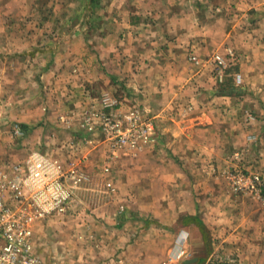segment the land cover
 Returning a JSON list of instances; mask_svg holds the SVG:
<instances>
[{"label": "crops", "instance_id": "crops-1", "mask_svg": "<svg viewBox=\"0 0 264 264\" xmlns=\"http://www.w3.org/2000/svg\"><path fill=\"white\" fill-rule=\"evenodd\" d=\"M0 2V12L17 16L19 10L10 8L21 5L20 12L26 11L27 22L20 19L19 28L29 24L38 30V39H47L37 42V49L30 56L37 62L48 63L42 69V77L49 78L46 91L63 93L62 102L58 100L60 105L53 100L56 95L48 94V102L64 110L67 106L72 108V104L86 106L88 100L84 97L85 101L78 102L76 93L83 96L98 93L107 83L105 74L114 78L110 85L114 91V83L126 79L123 107L143 110L145 120L152 125L147 135L152 134L153 143L160 142L168 158H174L178 161L175 164L182 166L179 169V165L171 164L173 161L167 158L164 161L160 172L165 180H161V188L169 192L164 196L159 194L162 199L153 193L155 185L149 188L159 204L175 205V213L167 214L168 207L162 213L145 212L139 216L143 217L140 220L143 228L136 232V213L121 203L116 212L105 214L101 220L111 223V229L101 225L96 232L74 235L82 246L87 244L98 254L89 257L92 250L87 249L78 260L62 255L63 264L74 261L76 264H149L145 257L132 255V239L147 237L152 221L159 222L161 230L181 222L175 236L179 247L174 256L177 258L179 253L184 264H264V196L252 199L247 194H237L219 177L225 166L239 164L245 172L260 174L264 183V0ZM94 13L98 23L95 26H101L104 31L97 37L104 47L102 50L112 53L109 60L118 69L107 71L109 74L95 72L81 85L58 83V77L54 76L69 69L67 66L57 72L50 63L55 57L49 52L55 43V30L75 29V36H79L77 25L82 30L93 28ZM63 34L67 37L70 33ZM75 36L63 39V45L68 41L74 46L86 42ZM218 57L225 61V68L217 66ZM237 74L241 76L240 83ZM104 93L112 92L102 89L100 94ZM166 164L171 168H166ZM170 173L177 176L174 178ZM111 184L102 183L99 193L113 202L118 200L117 186L114 181ZM82 185L86 190L84 182L70 183L73 197L66 212L37 220L34 227L37 255L40 256L44 231L50 232L53 224L65 216L68 218L79 196L76 187ZM73 216L69 215V220ZM200 221L211 234L210 243L206 244ZM125 228L129 240L122 238L124 232L120 230ZM58 247L51 250L48 261L40 257L49 264L52 261L59 264ZM162 264L171 262L162 261Z\"/></svg>", "mask_w": 264, "mask_h": 264}, {"label": "rangeland", "instance_id": "rangeland-1", "mask_svg": "<svg viewBox=\"0 0 264 264\" xmlns=\"http://www.w3.org/2000/svg\"><path fill=\"white\" fill-rule=\"evenodd\" d=\"M19 6L17 8L13 5L10 8V10L18 9V16L16 13L12 15L9 12H0V124L3 123L2 126L0 125V165L11 166L23 162L33 151H42L63 166L65 171L76 172L78 176L70 178L71 184L76 185L78 182H84L87 189L83 188L85 185L77 186L79 196H76L75 205L70 210L68 218L65 216L64 220L53 224L54 227L50 228V232L44 231V237L39 246L40 256L48 261L51 259V250L59 246L61 258H56L59 264H63L62 255L68 254L69 258L78 260L82 256L81 253L87 249L92 250L88 256L95 257L98 254L97 251L87 244H83V247L82 243L77 241L78 237L74 235L83 236L90 231L96 232L100 230L101 225L111 229L113 226L111 223L101 222V220L105 214L116 212L119 204H126L130 207V212L136 213V228H134L136 232L143 228L140 221L143 217L139 216L144 215L145 212L162 213L161 211L167 207V214L174 212L175 205L159 204L160 201L153 199L149 188L151 184L155 185L153 193L157 194L160 199L162 197H159V194L162 196L168 194L169 190L165 191L161 188V180L165 179L160 171L166 158L173 161L171 164L174 166L178 161L168 158V152L161 149L160 142L155 140L156 143H153L152 134L146 136L150 140L146 138L147 140L141 139L137 142L139 146L131 145L127 133L131 128L130 118L133 111L136 110L135 115L140 116V119L145 120L147 117L141 109L123 107L122 101L126 96L124 93L126 79H119L114 83L115 91L111 89V81L114 78L105 73L117 70L118 65L111 63L109 59L112 53L104 52L102 50L104 47H101L102 44L97 38L101 36V33H104L101 31V26L99 28L95 26V24L98 25L97 13L92 16L93 28L82 30L80 25H77L78 35L86 39V42L81 45L74 46L72 41L63 45V39L66 41L69 36H75V29H65L70 33L67 37L63 34H67L65 30H55V43L50 46L49 51L54 53L53 57H55L50 63L54 64V69L56 68L57 72L68 66L69 70L62 71L63 74L60 76H54V78L58 77V83L62 84L81 85L85 83L86 78H92L93 73L102 71L106 75L104 76L107 83L105 82L106 84L101 90H110L112 93L101 95V90L88 96L76 93L78 102L81 101L80 99L85 101L84 97L88 100L86 106L85 104L83 106L72 104V108L67 106L64 110L55 107L52 101L48 102L49 92L46 91L48 89L45 88V85L49 78L42 77L44 73L42 69L47 68L48 63L37 62L30 56L35 52L34 49H37L35 44L47 39H38V30L29 27L28 23L27 26L19 28L22 23L20 19L27 22L26 11L20 12L21 5ZM69 56H72V59H69ZM103 57H106L105 60L102 59ZM216 64L218 67H224L218 61ZM70 70L73 76L69 74ZM62 94L61 92L52 93L49 96L56 95L53 100L62 102ZM59 102L57 106L60 105ZM107 102L112 105L105 106ZM50 106H53V109L52 107L50 109ZM109 122H112L116 127L113 136L108 135L107 124ZM25 125L26 128L23 127ZM17 130H20V134L16 132ZM152 143L153 146H151ZM161 154L162 156H160ZM177 165H179V169L182 168L180 163ZM165 167L171 168V165L166 164ZM225 167V169L222 168L223 171L220 172L219 177L225 183H229L235 193L247 194L252 199L263 198L264 183L262 178L257 190L247 189L243 187V183L237 184L240 177L246 179L245 181H250L255 175L260 174L245 172L239 168V164ZM170 175H173L174 178L177 176L175 173H170ZM113 181L117 186L118 200L111 202L108 199L105 200L99 190L102 183ZM69 215H74L72 221L69 220ZM97 216H100V221H97ZM151 223L148 226L147 237L140 236L132 239L134 240L132 241V255H136L138 258L145 257L149 264H162V261H169L171 264H184L179 253L177 258L174 256L179 247L175 236L179 234L177 232L182 225L181 222L169 229L163 228L164 230L160 229L159 222L152 221ZM200 225L203 228L206 244L208 241L210 243L212 241L211 234L201 221ZM120 231L124 232L123 240L130 239V236L126 235L127 228ZM83 239L79 238V240ZM49 240H52L51 245ZM178 258L180 260L177 262ZM76 262L72 263L76 264Z\"/></svg>", "mask_w": 264, "mask_h": 264}, {"label": "built area", "instance_id": "built-area-1", "mask_svg": "<svg viewBox=\"0 0 264 264\" xmlns=\"http://www.w3.org/2000/svg\"><path fill=\"white\" fill-rule=\"evenodd\" d=\"M217 61L225 65L220 57ZM237 79L242 80L241 76ZM107 103L105 106L112 105ZM135 113L136 110L130 118L132 124L127 133L134 147L147 138V129H152L150 122ZM107 126L108 135L113 136L116 127L112 122ZM16 132L20 134V130ZM76 175L74 171H65L42 151H33L23 162L0 165V264H49L35 252L34 227L40 217L66 212L73 197L70 178ZM245 180L240 177L237 184L243 183V187L257 190L261 183L260 175ZM108 185L111 186V182Z\"/></svg>", "mask_w": 264, "mask_h": 264}, {"label": "trees", "instance_id": "trees-1", "mask_svg": "<svg viewBox=\"0 0 264 264\" xmlns=\"http://www.w3.org/2000/svg\"><path fill=\"white\" fill-rule=\"evenodd\" d=\"M23 127H25V128H26V125H25V126H23ZM194 219H195V220H197L196 218H194ZM183 220H184V221H185V220L187 221V218H184Z\"/></svg>", "mask_w": 264, "mask_h": 264}]
</instances>
